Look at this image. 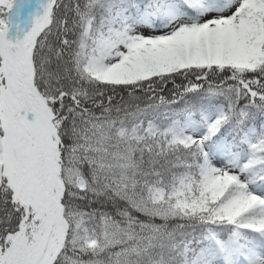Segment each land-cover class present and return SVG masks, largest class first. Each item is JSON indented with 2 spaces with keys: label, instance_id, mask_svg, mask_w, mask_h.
Returning a JSON list of instances; mask_svg holds the SVG:
<instances>
[{
  "label": "snow or ice",
  "instance_id": "6c2138e0",
  "mask_svg": "<svg viewBox=\"0 0 264 264\" xmlns=\"http://www.w3.org/2000/svg\"><path fill=\"white\" fill-rule=\"evenodd\" d=\"M0 264H264V0H0Z\"/></svg>",
  "mask_w": 264,
  "mask_h": 264
}]
</instances>
